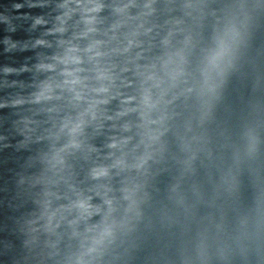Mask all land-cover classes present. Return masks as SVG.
<instances>
[{
	"label": "clouds",
	"instance_id": "9594fccd",
	"mask_svg": "<svg viewBox=\"0 0 264 264\" xmlns=\"http://www.w3.org/2000/svg\"><path fill=\"white\" fill-rule=\"evenodd\" d=\"M0 31V264H264V0H0Z\"/></svg>",
	"mask_w": 264,
	"mask_h": 264
},
{
	"label": "water",
	"instance_id": "95a60500",
	"mask_svg": "<svg viewBox=\"0 0 264 264\" xmlns=\"http://www.w3.org/2000/svg\"><path fill=\"white\" fill-rule=\"evenodd\" d=\"M21 11H28L27 9H22ZM32 12L36 13L39 12V10H31ZM4 33L0 31V37H2ZM26 34L23 31H18L17 33L13 34V39H25ZM32 53L30 52H25V53H19V54H14L12 59L18 64L23 62V58L25 56L31 55ZM12 61L7 60L4 55H0V63H11Z\"/></svg>",
	"mask_w": 264,
	"mask_h": 264
}]
</instances>
